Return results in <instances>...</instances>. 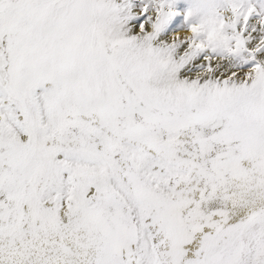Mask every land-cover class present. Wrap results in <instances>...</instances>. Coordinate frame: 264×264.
<instances>
[{
	"label": "snow or ice",
	"instance_id": "6c2138e0",
	"mask_svg": "<svg viewBox=\"0 0 264 264\" xmlns=\"http://www.w3.org/2000/svg\"><path fill=\"white\" fill-rule=\"evenodd\" d=\"M0 264H264V0H0Z\"/></svg>",
	"mask_w": 264,
	"mask_h": 264
}]
</instances>
